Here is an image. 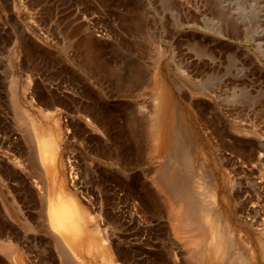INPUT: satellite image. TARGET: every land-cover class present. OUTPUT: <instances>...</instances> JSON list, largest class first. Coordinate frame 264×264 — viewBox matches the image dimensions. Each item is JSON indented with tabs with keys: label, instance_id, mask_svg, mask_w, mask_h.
<instances>
[{
	"label": "rangeland",
	"instance_id": "rangeland-1",
	"mask_svg": "<svg viewBox=\"0 0 264 264\" xmlns=\"http://www.w3.org/2000/svg\"><path fill=\"white\" fill-rule=\"evenodd\" d=\"M33 120L60 130L69 190L116 264L201 263L213 229L200 214L177 230L182 195L220 213L230 264H264V0H0V243L62 264Z\"/></svg>",
	"mask_w": 264,
	"mask_h": 264
},
{
	"label": "bare ground",
	"instance_id": "bare-ground-1",
	"mask_svg": "<svg viewBox=\"0 0 264 264\" xmlns=\"http://www.w3.org/2000/svg\"><path fill=\"white\" fill-rule=\"evenodd\" d=\"M15 86H12L14 92L16 90ZM14 92L13 95L17 93L15 92L14 94ZM162 96H164V94ZM16 97L17 96L15 95L12 102L20 107L19 103L17 102L19 100H17L18 98ZM163 103L165 105V102ZM163 106L161 105L159 107L160 109H157V116L155 118V121L154 123H151V131L153 134L152 136L154 137L152 140H154V144L163 142V135L169 134L164 133V130L166 129L165 131H167V127L171 122H167L170 119H166V117L168 116L164 117L162 115V113L165 114V112L167 111V108L163 110ZM165 106H167V104ZM47 115L48 114H45V116ZM31 124L35 134V145L33 147V156L35 162L40 165L39 168H41L42 172L47 176L46 178L48 179L49 187L53 189L51 190L50 188L51 192L57 191V194H54L52 192L55 196H52L47 200V216L44 220L42 228L47 236H49V238L53 240L55 251L57 252L61 260L60 262L62 264H116V261L113 259L112 254L109 252L110 249L108 250L109 246H106V243H104L105 236L103 237L104 234H102L103 232L99 229V225L97 224L95 218L92 216V214H90L87 208L88 206L86 207L85 202L81 201L79 198H76L73 192L69 190L67 167L64 164L61 155L62 143L60 130L58 129V127H55L56 129H54L53 127L51 128L47 125L44 126L42 122L38 123L35 120H33ZM158 148L160 150V147ZM154 149L155 148L153 147V150ZM167 181L168 180L164 178L162 182L157 184L158 189L163 193L167 192ZM181 197L183 199L179 202V204H177L175 201H172L176 203V205H172L173 203L171 202V208L169 210V213L176 220V223L174 225H176L175 227H177V230L181 232L184 230V226H186L185 228H187L188 226L193 225V222L195 223L196 216L198 218L200 217V214H202L201 217L204 216V220H206L208 225H211L210 228L213 229L214 233V241L212 240L213 242L211 241L210 246H207L205 248L203 246L205 245L204 232H198V243L194 244L192 242L195 246L194 259L197 262H201L203 264L206 259L205 257L208 256L211 264H230V249L232 245V239L230 238V235L232 234H230L228 230L225 231L224 228L221 229L219 227L218 221L221 220L219 219L221 218L220 213L214 211L215 209L212 207L208 208L205 206L203 210L201 209L202 211L197 210L200 213H194L196 211H190V213H188L187 209L195 206L196 200L190 198L191 196L187 197L185 195V197H187L185 198L182 195L180 196V198ZM197 205H199L198 202ZM197 205L196 208H200V206ZM200 205L202 204L200 203ZM228 224L230 225V223ZM206 249L208 250L207 253L205 252ZM0 252H2L7 258H10L11 264H24L23 258L21 259V256L19 257V253L16 252L15 249L12 250L0 243ZM246 256L247 257L244 258L242 257L243 260L245 259L244 262L246 264H253V262L249 259L252 257H248L249 255L247 254ZM261 257L264 258L263 252L261 253Z\"/></svg>",
	"mask_w": 264,
	"mask_h": 264
}]
</instances>
